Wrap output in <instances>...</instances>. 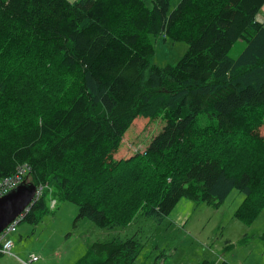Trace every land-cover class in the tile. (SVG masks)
Instances as JSON below:
<instances>
[{"label":"trees","instance_id":"obj_1","mask_svg":"<svg viewBox=\"0 0 264 264\" xmlns=\"http://www.w3.org/2000/svg\"><path fill=\"white\" fill-rule=\"evenodd\" d=\"M263 7L0 0V181L27 165L42 189L23 221L40 222L46 193L111 230L138 214L161 224L181 199L220 207L237 191L234 216L251 225L264 208ZM159 37L187 45L175 65L151 63ZM138 118L164 126L121 159ZM141 251L135 237L94 243L76 264H133Z\"/></svg>","mask_w":264,"mask_h":264},{"label":"rangeland","instance_id":"obj_2","mask_svg":"<svg viewBox=\"0 0 264 264\" xmlns=\"http://www.w3.org/2000/svg\"><path fill=\"white\" fill-rule=\"evenodd\" d=\"M259 19H264L263 12L259 13ZM152 42L155 55L151 63L160 67L175 65L187 50L186 44L162 37ZM244 46V42L238 40L229 56L236 58ZM136 121L138 124L132 125L131 133L123 140V149L117 156L121 159L141 154L164 126L161 118ZM261 127L259 130L264 136V125ZM25 177L18 186L30 182L28 173ZM37 192L32 203L15 219L24 216L16 226L13 221L2 231L15 228L14 232L7 233L12 245L10 253H4L5 249L0 247V264H76L92 244L130 237L142 244V251L133 264H199L203 260L214 264H264L260 240L264 232V208L251 225H244L234 216L243 200L237 191L220 207L181 199L161 224L138 214L126 227L111 230L100 229L88 219L77 220L78 207L50 193L44 196L46 211L39 214L40 222L34 225L23 221L41 196Z\"/></svg>","mask_w":264,"mask_h":264},{"label":"water","instance_id":"obj_3","mask_svg":"<svg viewBox=\"0 0 264 264\" xmlns=\"http://www.w3.org/2000/svg\"><path fill=\"white\" fill-rule=\"evenodd\" d=\"M37 188L32 183H21L0 198V233L33 201Z\"/></svg>","mask_w":264,"mask_h":264},{"label":"built area","instance_id":"obj_4","mask_svg":"<svg viewBox=\"0 0 264 264\" xmlns=\"http://www.w3.org/2000/svg\"><path fill=\"white\" fill-rule=\"evenodd\" d=\"M29 172V168L27 167V165H22L19 166L16 170V173L10 177L4 178L0 181V196H2L3 194H6L8 191L12 190L13 188H15L16 186H18V184L23 181L25 178L24 176ZM41 191L42 189L40 188V191L37 192V194L41 195ZM24 216H20V218L18 220L14 221V225L16 226L17 222L19 220H21ZM15 231V228L10 227L9 229H7V231L5 233H0V244H2V248L1 249H5L4 253H10V249L12 247L11 240L8 239V235L12 232ZM9 232V233H8ZM8 233V235H7ZM5 242H7L5 244ZM37 260L36 258H33V261Z\"/></svg>","mask_w":264,"mask_h":264},{"label":"crops","instance_id":"obj_5","mask_svg":"<svg viewBox=\"0 0 264 264\" xmlns=\"http://www.w3.org/2000/svg\"><path fill=\"white\" fill-rule=\"evenodd\" d=\"M69 2H73V1H76V0H68ZM260 12H263L264 13V7L261 9ZM258 20L262 21L263 19H259V16H258Z\"/></svg>","mask_w":264,"mask_h":264}]
</instances>
